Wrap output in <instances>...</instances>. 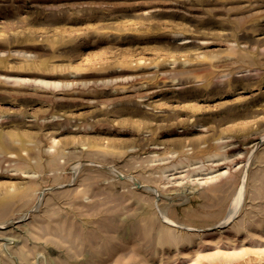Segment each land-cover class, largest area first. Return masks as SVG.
<instances>
[{
	"label": "rangeland",
	"instance_id": "374dc122",
	"mask_svg": "<svg viewBox=\"0 0 264 264\" xmlns=\"http://www.w3.org/2000/svg\"><path fill=\"white\" fill-rule=\"evenodd\" d=\"M0 264H264V0H0Z\"/></svg>",
	"mask_w": 264,
	"mask_h": 264
},
{
	"label": "bare ground",
	"instance_id": "6f19581e",
	"mask_svg": "<svg viewBox=\"0 0 264 264\" xmlns=\"http://www.w3.org/2000/svg\"><path fill=\"white\" fill-rule=\"evenodd\" d=\"M156 148V147H155ZM9 223V222H8ZM223 223V222H222Z\"/></svg>",
	"mask_w": 264,
	"mask_h": 264
}]
</instances>
